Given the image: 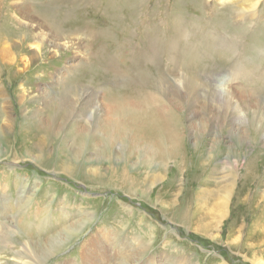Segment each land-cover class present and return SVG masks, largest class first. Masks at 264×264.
I'll use <instances>...</instances> for the list:
<instances>
[{"label": "rangeland", "instance_id": "1", "mask_svg": "<svg viewBox=\"0 0 264 264\" xmlns=\"http://www.w3.org/2000/svg\"><path fill=\"white\" fill-rule=\"evenodd\" d=\"M58 1L68 6L67 2L74 0ZM112 1L114 4L111 0H90L94 6L84 9L87 20L78 26L92 24V33L85 28H80L77 36L68 31L80 40L71 44V52L64 53L63 47L44 46L41 50L43 34H36L32 27L31 36L39 42H27L20 48V36L16 37L12 27L25 21L13 10L22 0H0L6 28L15 35L8 40L0 38V229L7 235L0 243V263L20 261L15 253L29 251V243L37 248L36 242L59 246L44 258L46 264H254L264 259V139L252 133V126L264 130V38L263 43L255 41V34L264 32V0H156V7L153 0H137L128 15L121 12L125 10L121 2ZM53 2L24 3L40 10ZM224 5L234 9L226 17L229 31L223 29L230 33L218 36L210 21L222 17L220 7ZM111 9H119L117 19L110 16ZM9 13L12 16L7 17ZM51 25L56 28L54 21ZM157 30L164 42L160 47L147 43L145 35H154ZM175 37L180 45H174L169 56L160 57L165 43L171 45ZM242 44L250 48L245 55H241ZM205 49L224 54L226 61L210 63L203 71L209 61L203 56L195 58L199 65L194 66L198 70L193 74L206 84L200 91H208L209 86L222 88L220 81L248 56L247 69L231 88L248 100L262 96V104L258 103L262 109L257 104L249 109L240 106L238 119L231 126V111L215 100L207 109L192 105L197 113L188 115L190 102L172 97L166 106L181 118L183 133L176 144L182 142L172 161L163 166L158 148L130 130L128 116L113 120L117 106L107 96L124 88L132 96L138 88L143 92L148 75H164L167 82L183 88L188 77L184 62L192 64L187 53L195 50L206 54ZM55 53H59L58 59L52 57ZM71 55L77 56L80 70L88 67L80 77L101 67L111 80L91 88L97 91L95 112L87 114L90 123L60 109L53 96L57 97L58 86L52 84V76L64 68ZM32 56L33 62L29 59ZM125 59L128 70L122 67ZM42 62L51 65L44 69ZM77 71L74 66L73 74L71 71L64 78H79H75ZM75 86L90 89L87 81ZM225 91L223 95H228ZM104 117L108 120L105 124ZM212 145L222 151L212 162L213 170L209 171L210 163L198 166L208 169L204 173L192 160L197 149L204 158L212 155ZM254 154L258 158L254 159ZM250 157L253 166L248 171L245 166ZM220 248L229 258L222 256Z\"/></svg>", "mask_w": 264, "mask_h": 264}, {"label": "bare ground", "instance_id": "2", "mask_svg": "<svg viewBox=\"0 0 264 264\" xmlns=\"http://www.w3.org/2000/svg\"><path fill=\"white\" fill-rule=\"evenodd\" d=\"M25 1H27V0H22V4H20L19 6L15 7L13 9V10H15V14H17L18 17H20V19L21 18L25 19V21H23L22 19H21L22 21L17 19V21H20V22H17L16 27L15 26L12 27V29H14L15 32H16V37L20 36V39H19L18 42H19V47L22 48V49H23V47H25V44L27 42H31V41H32V43L39 42V40L34 39L35 36H33V35L31 36L30 27L33 28V31L36 34H37V31H38V33L41 36L43 34V38L40 39L41 50H42V48H44V46H50L51 48L53 47V49H56V50L59 47H63L64 49L63 48L62 49H63L64 53H66L68 51L71 52V50H70L71 44L72 43L76 44L75 41L76 40H80L79 37H72L73 34L72 33H67L68 31L71 32V30H72V31L75 32V35H76L77 32L80 31V28H85L90 33H92V31L90 30V29H92L90 27V26H92V24H87V25L83 24V25H81V27L78 26V23H81L82 21L87 20V18L84 16V13H83L84 9L86 7H89L90 5H91V7L94 6L92 4V2H90V0H74V1H70V4H69V2H67L68 6H66V3L64 4V3L59 2L58 0H53L54 1L53 4L50 5V7L48 9H40V10H36V9L34 10V8L31 7L29 3H24ZM136 1L137 0H118L117 2H118V4L121 2L120 5L125 8V10H121V12L122 13L124 12V13H126V15H128L129 13H131V12H128V10H130V11L133 10L132 6H133V4ZM153 1L155 2V6L154 7H156V0H153ZM194 1L195 0H192L191 3H194ZM220 1H222V2H230L231 0H220ZM55 2H59L60 4L56 5ZM81 4H82V7H80ZM111 4H114L112 0H111ZM198 7L199 6H195L194 5V9L196 11L199 10V9H197ZM112 8H114V7H112ZM96 9H98V8L94 7L93 10H96ZM2 10L0 8V20L2 22V23L0 22V38L3 39V40H8L11 37H15V35L7 30V28H6V16H4V12ZM99 11H102V9L99 10ZM216 11H219V10H216ZM233 11H234L233 6L224 5V6L220 7V12H221L222 17L215 18V19L210 21V23L212 24L214 30L217 31L218 36L219 35L223 36L224 33H230V32H226L223 29H227L229 31V27H228L230 25L228 23L229 19L227 18V20H226V17H229L230 15H232ZM117 12H119V9H111L109 11V14H110V16L116 18ZM141 12H142L143 15L145 14V13H143L142 9H141ZM152 13H154V12H152ZM201 14H203V13H201ZM8 16H12V14L9 13L7 15V17ZM40 17H42V18H40ZM44 17H47L46 19H47V21L50 24L47 23V21L44 19ZM177 19H179V18H177ZM26 20L28 22H26ZM52 21H54L56 23V28H54L51 25ZM155 22L157 23V21H155ZM18 24H19V26H22V28H24L26 31L22 32L19 29L20 27H18ZM178 25L179 24L176 21V25L175 26H177V30H179V26ZM148 27H153V26H148ZM44 28L46 29V31H45ZM153 28H157L158 29V27L156 25ZM263 28H264V26H261V29H263ZM40 29H42L44 32L42 33V31ZM193 29H195V28H193ZM258 29H260V27H258ZM159 30L161 31V29H159ZM194 31H196V30H194ZM156 32H158V30L154 32L155 33L154 35H151L152 33L145 34L147 36L146 40H147V43H149V44L151 43L152 46L160 47L161 45H164V42L162 43L161 36L159 35V33H156ZM202 32H204V31L202 30ZM25 33H28L27 34L28 36ZM83 33H85V32L83 31ZM262 33H264V32H260L258 34H255V39H256L255 41L258 44L264 38V34H262ZM101 34H102V32H101ZM211 35H212V33H211ZM238 35L239 34H237L236 37H238ZM173 38L174 37H172V39ZM206 38H208V37H206ZM206 38H205V40H206ZM71 39H73L74 42L69 41ZM119 39H120V37H119ZM251 40H252V38H251ZM263 41H262V43H263ZM11 42H13V40ZM78 42H80V41H78ZM217 42H219V41H217ZM262 43L260 45H262ZM174 45H180L178 37L177 38L175 37L174 42L171 43V45H169V46H167V44L165 43V46H164L165 49H164L163 53L160 55V57L164 58L165 54H167V53H168V56L170 54H172L171 51H173ZM241 46L243 48V52H242L241 55H245L244 52L246 51V49L248 50L250 48L247 47V45H243V44ZM262 48H264V46ZM179 49H177V50H179ZM182 51H185V49L182 50ZM214 51L215 50H213V53H215ZM213 53L208 52L207 50H206V54L199 53V51L196 52L195 50H192V51L187 53L186 56H190L192 58V64L184 62V68H185V71H188V72H186V73H188V77L184 78V79H186V81L184 82L183 88H179L177 86H174L172 83L167 82L166 81V77L164 75L161 76V77L159 75H153L152 77H149V75H148L147 76L148 79L146 78L147 80H144V82L146 84V87L144 86L145 84L142 87L143 90L145 91V93H144V91L140 92V88H138L137 91L132 92V94H134V96H132L131 93L128 90H125V88H124V89H121L117 93H112V95H108L107 96V98L109 97L110 99H112V101L117 106V113L114 116L113 120H115V118H118V117H126V116H128V117H126V121L131 122L130 130L132 132L138 134L140 137L144 138L146 141L152 142L158 148L157 149L158 150V154L162 158L161 159V163L163 164V166L167 165L169 162L172 161V159L174 158V155L176 154V151L178 153L179 152L178 150H180V147L178 146V144H180L182 142V139H181V142L176 144L177 138L178 137L180 138L182 136V133H183V131H182L183 126H182V123H181L182 122L181 118L177 117V116H174L173 111L170 108L167 107V106H170L171 100L174 99L172 97H178V96L184 97V98H186V101L190 102L189 103L190 105H189V107L187 109V114L188 115L191 114V111H192L193 115L197 113L196 111H194L195 107H192V105L196 106V104H198L202 108L207 109V108H211L212 100H215L217 103H219L221 105V108L223 106H225V109L231 111L230 112L231 113L230 116H231V119H232L231 126H233L234 125V121L238 119L237 116H236V113H240V112H238L241 109L240 106H245V107L247 106L246 108L249 109V107H251L252 104H254V105L257 104V106L262 109V106L258 105V103L262 104V102H263L262 96L257 98V96L253 97L254 96L253 95L252 96L253 100H254L253 101V100H248L244 95L239 94L238 92L232 90V88H233L232 84H234V82L236 81L237 76L238 75L240 76L241 71L243 72V71H245L247 69V68H244V66H245V62H248V60H247L248 56H243V59H244L243 64L244 65L240 63V65L239 64L236 65L237 68L234 66L235 69H231L229 71L228 75L226 74V77L223 80H222L223 77L220 79V80H222V83L220 81V84H221L222 88H220V89L219 88H212V87L209 86V87H207L208 91H206V90L204 92L200 91V89H204V85L206 86V84H204L203 82L202 83L198 82L197 74H193V70H198V68L194 69V66L199 65V64H197L195 62L196 61L195 58L203 56V57L207 58V60L209 61L207 63V65H205L204 68H202L203 71L209 69L210 68L209 65H211V64L212 65L213 64H219L220 62H225L226 61V56L224 54H221V53L213 54ZM150 54H152V53H150ZM57 55H59V53H55L54 56H52V57L53 58L56 57V59H58ZM174 55H172V57H171L172 59H176V56H174ZM238 55H240V54H238ZM157 56H159V55H157ZM36 57H37V55H36ZM126 57H129V56H126ZM171 58H170V60H171ZM29 59H30L31 62H33L34 56H32ZM65 59H67V58H65ZM68 60L69 61L67 63H65L64 68L61 71H58V72L56 71L55 72L56 73L55 77L50 75L51 73L48 74L49 76H52V78H54V81H53L52 84H54V85L59 87V89H57L58 87L56 88L57 92L53 89L56 92L55 94L58 93L57 97L54 94H53V96L56 99V102L58 103V106H59L60 109H65V110L70 111L74 115V118H75V116L76 117L78 116V118H79V116L83 117V119H85V123H86V119H87V116H88L87 114L88 113L94 114V112H95V101H96L95 92L97 90L95 88L91 89L92 86H96V85L102 86V85H104L107 82L110 83L111 80L108 79L107 71L103 70L101 67L91 68L86 76L80 77V76L84 75V71L86 69L88 70V67L83 69V70H80L81 64L78 65L79 61H77V56L76 55H73V56L71 55ZM56 61L57 60H55V62ZM125 61H126V63H124L122 65V67L125 70H128L129 69V65H128L129 63H128L127 59H125ZM203 63L206 64V62H203ZM42 65H43V67H45L44 69H47V66H50L51 64L49 62H44V63L42 62ZM42 65H41V67H42ZM74 66L76 67V70H78L77 71L78 73L76 74L75 78H77V77H79V78L74 79L75 75L72 76L71 78L70 77L69 78H64V75H68L71 71H72V74H73ZM190 70H192V71H190ZM252 77H254V75ZM208 79L211 80L210 77ZM85 81L90 83L89 88L91 89V91H89L90 89L88 90L87 87L80 88L79 86H75L76 83H84ZM231 86H232V88H231ZM230 88H231V90H230ZM259 90H261L260 86H259ZM224 91L228 95H223ZM45 96H46V94H45ZM204 96L205 97H209L210 99L203 100ZM224 99L227 100L228 102L224 103ZM152 102H154L153 105H152ZM195 102H197V103H195ZM214 105H216V104L214 103ZM107 106H108V104H106V107ZM231 106H232V109H230ZM119 115H121V116H119ZM237 115H239V114H237ZM90 118L91 117H89L87 119V122H89V120H91ZM103 120H104V124H105V120L108 121L106 117H104ZM91 123H92V121H91ZM104 124H102V125H104ZM120 124L121 123L118 121L117 125H120ZM262 131H264V130L263 129L260 130L259 128L255 127V126H252V133L254 134V136L261 137L262 139H264V136H260ZM262 135H264V133ZM254 136H253V139L255 140ZM211 148L213 150L212 151V155L213 156L212 155H207L204 158V155L200 154L201 153L200 149H197L195 151L196 152L195 153V157L196 158H195L194 161L192 160V163L194 162V166L196 168H199V169L203 170L204 173H206V171L208 169L201 168V167H198V166L199 165L200 166H206V165H208L210 163V165H209V169L210 170L209 171L213 170L214 166H212V162H213V160L216 161V159H219L218 155H220V153L222 151V150H219V149H214V145H212ZM230 150H231V148L229 149V151ZM199 155L201 156L200 158H199ZM256 157L258 158V154H254L253 155L254 159H256ZM204 159H206V160L204 161ZM227 161L230 162V156L227 158ZM178 165L180 166L181 163H178ZM246 165L247 166H245V168L248 169V171H251L250 168H252V166H253V160L251 159V157H250V159H248ZM173 166H174V164H173ZM193 193L197 194L198 192L197 193L193 192ZM36 232H39L38 227H36ZM4 238L7 239V235H4L2 233V229H0V243L1 242L4 243V240H5ZM92 239H93V237L91 238V241L93 243L94 241ZM64 241L65 240L60 241L59 244H63ZM29 245H30V247L33 250L31 248H29V251L21 250V252H16L15 254H17V258L20 261L12 262L11 264H42V263L46 264V262H44L45 261L44 258H46L50 254L52 255V253H54V252H52L50 250H55V249H57V247H59L55 243H49V244L45 245V243H42V242H36L37 248H34V246L32 244H30V243H29ZM93 246H95V245H93ZM30 251H31V253L33 255L30 254ZM83 253H82V255H83ZM62 263L63 264H68L67 262H61V264ZM81 264H108V262H81ZM141 264H142V262H141ZM254 264H264V259L259 258L256 261H254Z\"/></svg>", "mask_w": 264, "mask_h": 264}, {"label": "trees", "instance_id": "3", "mask_svg": "<svg viewBox=\"0 0 264 264\" xmlns=\"http://www.w3.org/2000/svg\"><path fill=\"white\" fill-rule=\"evenodd\" d=\"M224 250H225V249L220 248V249H219V252H221V254H222L223 257L229 258L228 254L225 253ZM222 252H223V253H222Z\"/></svg>", "mask_w": 264, "mask_h": 264}]
</instances>
